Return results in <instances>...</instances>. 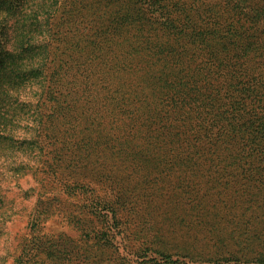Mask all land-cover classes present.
I'll list each match as a JSON object with an SVG mask.
<instances>
[{"label": "rangeland", "instance_id": "374dc122", "mask_svg": "<svg viewBox=\"0 0 264 264\" xmlns=\"http://www.w3.org/2000/svg\"><path fill=\"white\" fill-rule=\"evenodd\" d=\"M175 1L166 4L176 10ZM21 2L17 12L8 2L0 5V58L15 48L18 61L14 75L0 77L1 88L9 91L0 97V109L6 108L0 115V264H158L152 251L170 248L214 258L215 252L236 250L240 232L246 233L243 246L260 250L255 244L264 232V196H178L159 190L155 184L163 168L138 165L134 151L125 156L118 145L106 144L110 124L115 136L124 128L137 135L131 110L113 102V87L124 76L118 74L119 55L135 53L125 42L188 38L164 29V19L152 18L138 0ZM190 2H180L183 17L212 3L195 8ZM192 22L201 37L222 32L218 24ZM12 40L54 44L39 50L34 45L25 59L23 45ZM45 55L50 69L43 79L25 63L40 64ZM140 76L137 72L134 81ZM112 181L125 196L108 191ZM219 240L227 249L218 250Z\"/></svg>", "mask_w": 264, "mask_h": 264}, {"label": "trees", "instance_id": "16d2710c", "mask_svg": "<svg viewBox=\"0 0 264 264\" xmlns=\"http://www.w3.org/2000/svg\"><path fill=\"white\" fill-rule=\"evenodd\" d=\"M169 1L138 3L152 18L164 19V29L188 39L125 42L124 47L135 53L119 55L118 67L122 68L118 74L124 76L113 87V102L115 107L131 110L134 116L130 121L136 124L137 135L124 128L115 136L117 129L110 124L105 127L106 144L111 149L118 145L125 156L134 151L138 165L163 168L155 184L159 190L178 191V196H264V0H209L212 3L204 5L203 12L193 10L184 17L181 0L173 2L176 10L166 4ZM190 1L195 8L207 2ZM7 2L10 11L23 6L21 0H0V5ZM171 13L178 16L174 19ZM195 18L218 24L222 32H216L213 39L209 37L214 31L208 38L201 37L202 32L192 27ZM46 19L41 18L38 24ZM12 41L23 45L25 59L30 58L34 45L39 50L54 44L52 40ZM14 52L15 48L0 58V77L16 73ZM37 62L24 63L45 79L49 59L45 55L40 64ZM137 72L141 76L134 81ZM1 86L0 97L9 94ZM46 89L45 96L49 86ZM5 111V107L0 109V115ZM118 186L112 181L108 191L125 196L126 190H116ZM126 208L134 211L131 202ZM208 227L215 229V224L209 221ZM244 234L240 232L235 239L241 240L236 250L215 252L214 258L202 253L192 256L187 249L152 252L159 257L158 264L184 263L185 258L216 264H264V232L255 244L261 248L258 251L254 245H242L247 243ZM219 241L218 250L227 249Z\"/></svg>", "mask_w": 264, "mask_h": 264}]
</instances>
